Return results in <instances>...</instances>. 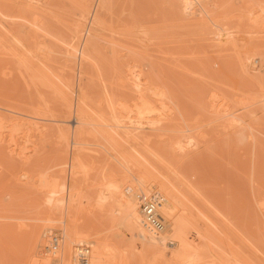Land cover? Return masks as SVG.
<instances>
[{"label": "rangeland", "instance_id": "374dc122", "mask_svg": "<svg viewBox=\"0 0 264 264\" xmlns=\"http://www.w3.org/2000/svg\"><path fill=\"white\" fill-rule=\"evenodd\" d=\"M0 6V28L7 19L13 31L0 39V264H62L48 249L63 248L70 208L84 238L74 248L83 242L91 255L99 244L114 264H264V0ZM218 31L231 41L212 39ZM85 37L89 57L82 67L76 53L73 66L63 47L83 46ZM132 76L142 79L139 90ZM142 164L156 175L170 173L164 181L176 196L171 212L184 216L185 231L196 225L214 233L188 236L192 248L181 260L172 254L176 243L162 207L163 246L147 249L129 232L117 195L110 196L119 188L136 201L141 190L164 197L154 185L129 193Z\"/></svg>", "mask_w": 264, "mask_h": 264}, {"label": "bare ground", "instance_id": "6f19581e", "mask_svg": "<svg viewBox=\"0 0 264 264\" xmlns=\"http://www.w3.org/2000/svg\"><path fill=\"white\" fill-rule=\"evenodd\" d=\"M187 5L188 6H190L188 3H187ZM187 6V7H188ZM3 6H0V8H2ZM189 8V7H188ZM189 10V9H188ZM4 10L2 9H0V13L2 12V13H4L3 12ZM186 11H187V8H186ZM185 11V12H186ZM188 12V11H187ZM1 13V14H2ZM2 18V17H1ZM95 18H97V17H95ZM3 19V18H2ZM7 19H5V21H6ZM1 21L2 20H0V23H1ZM4 21V23L3 24H1V26H2V28H0V39L1 38H3L2 40H7V38H8V34H13V31H12V27L11 26H9L8 25V23L7 22H5ZM82 23V22H81ZM84 23V22H83ZM8 26H7V25ZM6 25V26H5ZM84 25V24H83ZM77 28V27H76ZM81 28H83L82 27V25H81ZM81 28H79L78 27V29H77V31H76V33L73 35V37L71 36V38H70V40L72 39V38H74L75 37V35L76 34H79V32H80V30H81ZM35 29V28H34ZM214 31V30H213ZM212 31V32H213ZM90 32V34L89 35H92L93 33H92V31H89L88 30V33ZM29 34V37L31 36V38H35V39H33V40H35L36 41V36L35 35H37L36 34V31L35 30H33V29H30V32L28 33ZM215 35V34H214ZM86 38V37H85ZM89 39H91L90 37H88ZM89 39H87L86 38V42H84V44H83V46L82 45H79V46H77V45H75V44H71V41H66V43H65V45H64V47H63V49H64V54H65V56L67 57V60L66 61H69L70 62V64H72L73 66H74V64H75V58H76V53H78V55L80 56V65L81 64H84L85 63V61H86V58L87 57H89V52H88V49H89V47H86V45H90V40ZM212 39H215V40H217V41H219V43L221 44V45H223V44H227V43H229L230 41H231V39H230V37H227L226 36V33L224 32V31H218L217 32V34H216V36L215 37H212ZM4 40V41H5ZM73 40V39H72ZM78 40V39H77ZM79 40H81V38L79 39ZM83 40V39H82ZM88 40H89V42H88ZM73 42V41H72ZM86 44V45H85ZM85 45V46H84ZM82 46V47H81ZM78 59V58H77ZM83 60H84V63H83ZM76 65V64H75ZM79 65V64H78ZM82 66V65H81ZM79 67V68H81L82 69V67ZM249 66V65H248ZM247 68H249V67H247ZM80 71V70H79ZM49 75V74H48ZM55 75V74H54ZM82 75H83V73H82ZM43 76H45V75H43ZM68 77V76H67ZM129 77V76H128ZM138 77H139V75H138ZM48 78H49V76H48ZM69 79H70V77H68ZM71 78H73V77H71ZM81 78V77H80ZM46 79H47V77H46ZM52 79V78H51ZM51 79H48V80H51ZM62 79V78H61ZM67 79V78H66ZM65 79V81H70L69 82V84H71V85H68V81L67 82H65V81H63V83H65L66 85H67V87H69V89L70 88H72L73 86H74V84H73V81H71V80H69V79H67L66 80ZM79 79V78H78ZM59 80V79H58ZM64 80V79H63ZM73 80V79H72ZM142 80V79H141ZM141 80H138V78L137 77H134V76H132L131 78H130V81H131V84H133L134 86H135V88L137 89V90H139L140 89V86H141ZM60 81V80H59ZM81 81V82H80ZM78 82V81H77ZM53 83V80L51 81V84ZM54 83H55V80H54ZM53 83V86L54 85H56V84H54ZM78 83H82V80L80 79L79 80V82ZM62 84V83H61ZM64 85V84H63ZM66 85H64V86H66ZM78 85V84H77ZM80 85V84H79ZM132 85V86H133ZM50 86V85H49ZM70 86H72V87H70ZM144 86V85H143ZM66 87V88H67ZM79 87H81V86H78V88ZM145 88V87H144ZM148 88V87H147ZM61 89H63V87L61 88ZM60 89V90H61ZM65 89V88H64ZM68 89V90H69ZM73 91V90H72ZM143 93V92H142ZM112 100V99H111ZM111 103H113V100L112 101H110ZM107 117V116H106ZM117 119L118 120H116V122H118L119 121V123H122V121L121 120H119V118L117 117ZM126 120V119H125ZM114 121V120H113ZM124 122V121H123ZM116 124V123H115ZM118 124V123H117ZM106 125V124H105ZM122 125V124H121ZM104 126V125H103ZM116 126V125H115ZM115 126H114V128H115ZM122 126H124V125H122ZM109 127V126H108ZM113 128V127H112ZM116 129V128H115ZM123 131V130H122ZM110 133V132H109ZM117 133H118V131H117ZM122 137V136H121ZM116 140V139H115ZM135 140H137V139H135ZM129 141V140H128ZM129 143V142H128ZM116 145H117V143H116ZM176 146V145H175ZM117 149V148H116ZM149 152V151H148ZM152 153V152H151ZM150 153V154H151ZM119 154H120V152H119ZM122 154V153H121ZM123 155V154H122ZM124 155H126V154H124ZM123 155V156H124ZM142 155V154H141ZM153 155V157H154V154H152ZM127 156V155H126ZM146 156V155H145ZM141 157H143V156H141ZM144 158H146V157H144ZM156 158V157H155ZM124 159H125V156H124ZM136 159V158H135ZM138 159V158H137ZM143 159V158H142ZM149 159V158H148ZM140 160V159H139ZM144 160V159H143ZM143 160H142V162H143ZM131 161V160H130ZM147 161H149V160H147ZM160 161V160H159ZM165 161V160H164ZM138 160H136V162L134 161V163H136V164H138ZM146 162V161H145ZM153 162V161H152ZM160 162H162V161H160ZM141 163V161L139 162V164ZM154 163V162H153ZM153 163H152V165H153ZM130 164V163H129ZM136 164H135V167H136ZM141 165V164H140ZM143 166H142V168L141 169H136V170H144L143 171V174H141L138 178L136 177V179H137V182H136V184H133L132 186H131V190H128L129 191V193H130V191L132 192L133 191V188L138 184H142V185H144V186H149V187H151L150 185H154V186H158L160 189H161V191L165 194L164 195V197H162L159 193H157L158 194V196L161 198V207H162V209L164 210V213H165V215L171 220L170 221V225H171V230L173 231V236H174V240H173V242L174 243H176V249H174L173 251H172V254H173V256H174V258L176 259V260H181L182 258H184L185 256H186V254L189 252V250L192 248L191 247V244H189V243H186V238L188 237V236H190L191 234H193L194 232L196 233V235H197V237H198V240L199 239H202V237H204V235H206V234H208V233H206V234H204L205 232H204V230H205V228H204V226L202 225V227L204 228V230L202 231V229H201V231H200V227H199V225H198V227L199 228H196V225H195V227H193V233L191 232V234H189L190 233V229H188V231H185V229L187 228L186 227V220L184 219V216L183 217H178L177 219H174V216L172 215V208H173V199L175 200V198L174 197H176V196H174V194H173V191H172V189L170 188V186L168 185V183L167 182H169V180H168V173H166V174H164V172L162 173L161 171L160 172H158L159 173V175L157 174H153V171H151V170H148L147 168H148V166H147V168H145L146 167V165L145 164H142ZM148 165L150 166L151 165V163L149 164L148 163ZM155 165H156V163L153 165L154 167H155ZM161 165V164H160ZM170 165V164H169ZM145 166V167H144ZM153 167V169L155 170V168ZM138 168V167H137ZM151 168V167H150ZM149 168V169H150ZM164 168V167H163ZM173 168V167H172ZM172 168H169V169H171V171H172ZM174 169V168H173ZM135 170V169H134ZM165 170V169H164ZM158 171V170H157ZM168 171V170H167ZM170 171V170H169ZM170 171V172H171ZM175 171H177V170H175ZM136 172V171H135ZM142 172V171H141ZM165 172H166V170H165ZM178 173H179V171H177ZM138 174L140 173V172H137ZM155 173V172H154ZM170 174V173H169ZM175 174H176V172H175ZM175 174H174V176H175ZM173 175V174H172ZM172 177V176H171ZM170 177V178H171ZM177 178V177H176ZM164 180H166V181H164ZM178 180H180L179 178H178ZM182 181H180V183H181ZM172 183V182H171ZM170 184V183H169ZM183 184H185V183H183ZM171 186H172V184H170ZM130 186V185H129ZM141 185H139V187H140ZM115 187H116V184H115ZM119 187V185L117 186V188ZM128 187V186H127ZM143 187V186H142ZM113 188V187H112ZM129 189V188H128ZM136 189V188H135ZM180 190V189H179ZM116 191V193H113V192H110L111 194H110V196H114V198H115V196L117 195V197H118V199H117V197L115 198V199H117V200H115V201H117V202H119L120 203V206H123V209L125 210V214H126V219H125V221H126V225H127V227H128V230H129V232L131 233V234H134L135 236H136V238L139 240V242L142 244V246L144 247V248H147V249H153V248H158V247H160V246H163L162 244H163V240H165V236L164 235H160V236H158V234H161V233H163V231L165 230V228L162 230V231H160L159 233H157V234H154V233H152V232H150L146 227H144L143 226V223H142V216H141V212H139V210H138V204H137V202L138 201H136L137 199H136V197H134L133 196V192L131 193V194H129V196H123L122 194H121V189H120V191H119V188H118V190L117 189H114V192ZM127 191V190H126ZM127 191V192H128ZM137 191V190H136ZM143 190H141V192H142ZM123 192V191H122ZM183 192V191H182ZM187 192V191H186ZM135 193V192H134ZM175 193V192H174ZM113 194H116V195H113ZM123 194H125V193H123ZM72 195V194H71ZM101 195H103V194H101ZM100 195V196H101ZM126 195V194H125ZM99 196V195H98ZM99 196V197H100ZM103 197H104V195H103ZM71 198V197H70ZM101 198V200H103L102 199V197H100ZM136 199V200H135ZM109 201V200H108ZM254 201V200H253ZM256 201V200H255ZM254 201V202H255ZM100 202H102V201H100ZM111 203V202H110ZM101 204V203H100ZM99 204V205H100ZM104 204L106 205V202H104ZM198 204V203H197ZM119 205V204H118ZM195 205V204H194ZM199 205H197V207H198ZM99 207H101V205L99 206ZM140 207V206H139ZM174 208H175V206H174ZM199 208V207H198ZM203 208V207H202ZM161 210V209H160ZM193 211V210H192ZM67 218H68V224L65 226V234H64V236L66 237H64V239H65V241H64V243H63V248L62 249H60V253H59V246L58 245H56V247H52V248H50V249H48V252H49V254L48 253H46V256H50L51 255V253L50 252H52V253H55V254H57V255H55V257L56 258H58L59 259V257H61V260H62V264H73L72 262H73V260H75V262L77 263V264H114L115 263V261H114V257H113V259L112 258H110L109 256L107 257L106 256V258H104V257H102V252H101V250H99L98 249V245L99 244H97V245H95V246H93V248H92V252H91V255H90V252H88V254H86V263H83L82 261H80V259H78V257H77V253H78V251H79V249H81L80 247H77V246H79V244H83V242H81V243H79L78 242V245L74 248V246L77 244V242H76V244H74V242L76 241V240H78V239H80V238H83V236H80V235H78V228H77V225H76V220H75V218H74V212L72 211V209L70 208V210H68L67 212ZM261 213V215H263L262 213H264L263 211H261L260 212ZM188 215V214H187ZM173 216V217H172ZM205 216V215H204ZM208 217H211V215L210 216H208ZM264 217V216H263ZM206 218V217H205ZM212 218V217H211ZM187 219V218H186ZM196 219H197V217H196ZM196 219H194V221H193V223L195 224V223H197V221L198 220H196ZM195 220H196V222H195ZM208 220H210V219H208ZM166 221V220H165ZM89 223V222H88ZM192 223V224H193ZM216 223V222H215ZM94 224H96V223H94ZM188 224V223H187ZM191 224V225H192ZM216 224H218V223H216ZM189 225H190V223H189ZM51 227H52V225H50ZM192 226H194V225H192ZM212 226H216V225H214V224H212ZM219 226H221L220 224H219ZM218 226V227H219ZM93 227V228H92ZM207 227H208V225H207ZM223 227V226H222ZM91 229H92V234L94 235V241H97V243H98V241L100 240V233L96 230H94V229H96L93 225L90 227ZM191 228V227H190ZM209 228V227H208ZM90 229V230H91ZM223 229V228H222ZM221 229V230H222ZM40 231V230H39ZM150 233H148V232ZM224 232V231H223ZM222 232V233H223ZM39 233V235L37 236V238H39V236H40V232H38ZM153 235H157V236H153ZM212 234V231H211V233H210V235L208 234V237L210 236H212L211 235ZM152 235V236H151ZM216 236V235H215ZM192 237V236H191ZM196 237V238H197ZM214 237V236H213ZM84 239V238H83ZM82 239V240H83ZM81 240V239H80ZM79 240V241H80ZM218 240V239H217ZM38 241H39V239H38ZM220 241V240H219ZM191 242H193V239L191 238ZM202 242H203V240H202ZM36 243V242H35ZM173 244V243H172ZM87 245V244H86ZM88 246V245H87ZM89 247V246H88ZM175 248V247H174ZM74 249H75V255H74ZM89 249H90V247H89ZM82 250V249H81ZM80 252V251H79ZM239 252V251H238ZM48 254V255H47ZM81 254V253H80ZM233 254V253H232ZM240 254V253H239ZM53 256H54V254H52ZM51 255V256H52ZM246 255V254H245ZM49 256L47 257V258H49ZM232 256H234V255H232ZM241 256V255H240ZM52 258V257H51ZM55 258V259H56ZM244 258V257H243ZM57 260V259H56ZM221 260V259H220ZM112 261H114V262H112ZM232 261V260H231ZM240 261L241 260H237V259H235V261H232V263H230V264H245L246 263V261H245V263H240ZM117 262V261H116ZM120 262H122V261H120ZM124 262V261H123ZM213 262V264H227L225 261H219V263H214V261H212ZM116 264H118V263H116ZM121 264V263H120ZM249 264V263H248ZM251 264V263H250ZM253 264H254V262H253ZM256 264V263H255Z\"/></svg>", "mask_w": 264, "mask_h": 264}, {"label": "built area", "instance_id": "2783aa9c", "mask_svg": "<svg viewBox=\"0 0 264 264\" xmlns=\"http://www.w3.org/2000/svg\"><path fill=\"white\" fill-rule=\"evenodd\" d=\"M140 212L142 216L143 226L150 232L157 234L165 228L166 221L161 213V198L155 192H140L137 195ZM53 243L57 244L58 237H54ZM81 249L77 253L78 259L83 263H86V254L89 252V247L85 244H79ZM81 253V254H80Z\"/></svg>", "mask_w": 264, "mask_h": 264}]
</instances>
